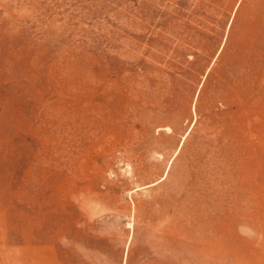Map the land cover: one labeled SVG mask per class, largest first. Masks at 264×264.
<instances>
[{
  "label": "rangeland",
  "instance_id": "rangeland-1",
  "mask_svg": "<svg viewBox=\"0 0 264 264\" xmlns=\"http://www.w3.org/2000/svg\"><path fill=\"white\" fill-rule=\"evenodd\" d=\"M31 261L264 264V0H0V264Z\"/></svg>",
  "mask_w": 264,
  "mask_h": 264
},
{
  "label": "bare ground",
  "instance_id": "bare-ground-1",
  "mask_svg": "<svg viewBox=\"0 0 264 264\" xmlns=\"http://www.w3.org/2000/svg\"><path fill=\"white\" fill-rule=\"evenodd\" d=\"M258 24H260V23H258ZM250 25V26H249ZM261 25V24H260ZM261 26H263V25H261ZM260 28V27H259ZM254 28H253V26H251V24H248L247 25V28L245 29V31L243 32V34H242V36H243V39H244V41L246 42L247 40H248V38L251 36H253L254 35V31L256 32L257 31V29L256 30H254ZM260 32H262V31H260ZM257 33V32H256ZM245 48V47H244ZM219 230V229H218ZM221 234V236L219 237V238H215V239H213V241L211 242V243H209V244H206V243H204V245L202 246V247H204L203 249L205 250V248H207V247H209L210 246V249L211 250H214V252L216 251V252H219L220 254H223L222 252H225V248H226V240L224 241V239H225V234L224 233H220ZM201 251H203L202 249H201ZM30 254H33V252H31ZM33 256H34V254H33ZM32 260H37V259H33L32 258ZM28 264H42V262H37V261H31V262H29Z\"/></svg>",
  "mask_w": 264,
  "mask_h": 264
}]
</instances>
